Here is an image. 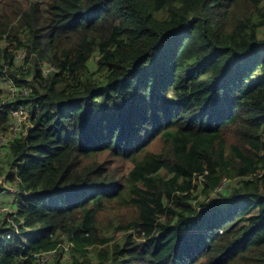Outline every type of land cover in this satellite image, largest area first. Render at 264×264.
Listing matches in <instances>:
<instances>
[{
    "label": "trees",
    "instance_id": "obj_1",
    "mask_svg": "<svg viewBox=\"0 0 264 264\" xmlns=\"http://www.w3.org/2000/svg\"><path fill=\"white\" fill-rule=\"evenodd\" d=\"M19 9L0 79L24 91L0 97V136L12 110L30 124L5 147L0 264H62L64 244L71 264H264V0Z\"/></svg>",
    "mask_w": 264,
    "mask_h": 264
},
{
    "label": "rangeland",
    "instance_id": "obj_2",
    "mask_svg": "<svg viewBox=\"0 0 264 264\" xmlns=\"http://www.w3.org/2000/svg\"><path fill=\"white\" fill-rule=\"evenodd\" d=\"M0 1H6V0H0ZM30 1H36V0H14V3L12 5H10L9 8L6 9L7 10L6 12H8L7 18H9L8 22L4 19V21H3L4 27L0 23V32H2V33H0V58H5L9 54V52H17V55L20 58L19 60H21L22 52L18 49V42L11 43L9 41L11 38L10 33L13 30L10 19L12 20V18H15V23L17 24L18 20L15 17V14L20 12L21 9H19V7L21 5H23L24 7H27V5ZM19 37L22 38L21 35H19ZM20 40H23V39H20ZM4 49H6L8 51V53H5L3 51ZM16 64H18V63H16ZM10 80H12V79L7 77V76H6L5 80L0 79V97H2L3 99H6L5 101L15 100V99L20 98L21 97L20 92L24 91L23 89H19L17 87L18 88V96H15L17 91L14 87L13 88L10 87V84L12 82ZM13 96H15V97H13ZM27 118H29V116ZM29 124H30L29 119H26L25 122L19 127V121L16 119L13 129H11L12 133L8 132L3 137H1L2 140L0 141V187L4 188L2 190V192L5 191V197H4L5 199L3 201V198L0 196V215H3V216L6 213L11 212V210H10L11 207L9 206V204L12 202V199L14 198V196H13V198L10 197V195L6 191V189L9 187V184L5 183V173L7 171L6 164H5V162H6V149H5V147L7 146L9 140L15 138L17 135L24 132L29 127ZM14 129H17V130H14ZM166 149H167V146H166L165 142L158 139L155 141V143L151 147V152L161 153ZM107 159H109L108 154L100 157L101 162L104 160H107ZM114 162L116 164L117 173L120 176H122L125 173L130 172L131 165L128 164L127 162L125 163L121 159H114ZM227 183L228 182L222 183L220 189H223V187H225ZM194 184H195L194 186L197 189V192H199L201 195V198H203L204 197L203 192L205 190V181L198 179V180L194 181ZM11 192L15 193L16 189L12 188ZM4 202H7L9 207L8 206L4 207L3 204H7ZM103 217H105V215L102 216L101 218H103ZM109 217H110V215H109ZM104 226H109V228H110V223H108V221H106L104 223ZM64 246L67 248L62 253L61 262H62V264H71L73 261V258L78 256L79 254L77 252L72 251V248L74 247L73 244H68V245L64 244ZM90 250H92V252H93L91 254V257H94V255H95L94 249L91 248ZM54 260H55V257L52 258L51 264L52 263L56 264Z\"/></svg>",
    "mask_w": 264,
    "mask_h": 264
},
{
    "label": "built area",
    "instance_id": "obj_3",
    "mask_svg": "<svg viewBox=\"0 0 264 264\" xmlns=\"http://www.w3.org/2000/svg\"><path fill=\"white\" fill-rule=\"evenodd\" d=\"M10 87L13 88L14 87V83L13 81L11 82L10 84ZM24 94H26V91L24 92ZM15 96H18V94L16 93ZM13 96V97H15ZM13 112V115L15 116V121L16 119L19 121V127L25 122L26 119H28V111L25 107H20L16 110H12ZM14 130H17V129H14ZM3 136H0V141L2 140ZM46 260V258H43L42 261Z\"/></svg>",
    "mask_w": 264,
    "mask_h": 264
},
{
    "label": "crops",
    "instance_id": "obj_4",
    "mask_svg": "<svg viewBox=\"0 0 264 264\" xmlns=\"http://www.w3.org/2000/svg\"><path fill=\"white\" fill-rule=\"evenodd\" d=\"M2 198H3V201H4V197H5V192H3V193H1V195H0ZM4 203H7V202H4Z\"/></svg>",
    "mask_w": 264,
    "mask_h": 264
},
{
    "label": "clouds",
    "instance_id": "obj_5",
    "mask_svg": "<svg viewBox=\"0 0 264 264\" xmlns=\"http://www.w3.org/2000/svg\"><path fill=\"white\" fill-rule=\"evenodd\" d=\"M10 81H13V80H10Z\"/></svg>",
    "mask_w": 264,
    "mask_h": 264
}]
</instances>
